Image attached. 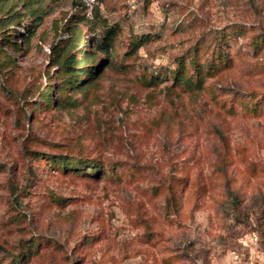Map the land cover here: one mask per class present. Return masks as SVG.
<instances>
[{
    "label": "rangeland",
    "instance_id": "rangeland-1",
    "mask_svg": "<svg viewBox=\"0 0 264 264\" xmlns=\"http://www.w3.org/2000/svg\"><path fill=\"white\" fill-rule=\"evenodd\" d=\"M0 49V264H264V0H0Z\"/></svg>",
    "mask_w": 264,
    "mask_h": 264
},
{
    "label": "trees",
    "instance_id": "trees-1",
    "mask_svg": "<svg viewBox=\"0 0 264 264\" xmlns=\"http://www.w3.org/2000/svg\"><path fill=\"white\" fill-rule=\"evenodd\" d=\"M27 1H31V0H27ZM252 43L255 45V47H257L258 43H257L256 39H254V41ZM0 51H1V49H0ZM6 56H8V55H5L4 57H6ZM3 62H5V60ZM73 62L74 61L72 60V58H70V60L65 59V61L60 64V69H61L62 73H66L68 70L74 72L75 70L71 66L73 64ZM78 81H79L78 78L74 74L70 75L67 78L62 89H60L61 95L59 97L58 106H60V107L62 106L61 99L66 96L67 89L69 87H71L72 85L77 84ZM50 88L51 87L44 89L40 94L42 100L44 101L46 108H50L55 103V100L52 98L53 95H52V91ZM39 107H40V105L36 104L35 108H33V110H38ZM54 164H56L58 169H61L63 172H65L67 174L72 173V172H80V171H91L93 173H97L100 170V164L96 161H92V160H88V159H81V158H77V157H73V156H67V155L61 156L59 158H55V160H52L51 165H54ZM17 264H19V263H17Z\"/></svg>",
    "mask_w": 264,
    "mask_h": 264
}]
</instances>
